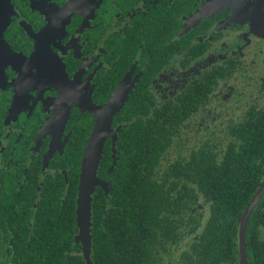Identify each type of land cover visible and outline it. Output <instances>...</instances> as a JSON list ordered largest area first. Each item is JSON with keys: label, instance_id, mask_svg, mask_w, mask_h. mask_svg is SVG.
<instances>
[{"label": "flooded vegetation", "instance_id": "1", "mask_svg": "<svg viewBox=\"0 0 264 264\" xmlns=\"http://www.w3.org/2000/svg\"><path fill=\"white\" fill-rule=\"evenodd\" d=\"M263 183L264 0H0V264H240Z\"/></svg>", "mask_w": 264, "mask_h": 264}, {"label": "water", "instance_id": "2", "mask_svg": "<svg viewBox=\"0 0 264 264\" xmlns=\"http://www.w3.org/2000/svg\"><path fill=\"white\" fill-rule=\"evenodd\" d=\"M119 104L115 107H111L108 110L105 109L104 113L95 124L92 129L90 136L88 138L87 144L84 149L82 163H81V185L78 195V209H77V220L78 225L84 230L83 235L88 236V227L90 224V202H91V192L96 184L103 186V183L98 181L96 177V171L101 159V153L103 148L104 137L108 133L109 124L111 117L114 112L119 109ZM108 112V115H107ZM264 191V183L259 188L257 194L252 198L246 209L243 212L240 225V241H239V257L240 264H249L246 252H245V230L247 219L254 208V206L259 201L261 194Z\"/></svg>", "mask_w": 264, "mask_h": 264}, {"label": "trees", "instance_id": "3", "mask_svg": "<svg viewBox=\"0 0 264 264\" xmlns=\"http://www.w3.org/2000/svg\"><path fill=\"white\" fill-rule=\"evenodd\" d=\"M225 206H226V214L228 216L231 215V213L236 212L235 208L233 210L234 206H231L229 203H227ZM256 213L258 215V232H259L258 245L260 247H262V246H264V200H263V203L259 204ZM229 221H230V217H228V219L226 220V224H229L228 223ZM225 235L228 239V242L234 241L233 238H231V236L229 235V232L227 230H226ZM229 238H231V239H229ZM250 252H251V250L249 249V256H250ZM259 252H260V257L258 259L259 264H264V250L263 251L260 250Z\"/></svg>", "mask_w": 264, "mask_h": 264}]
</instances>
